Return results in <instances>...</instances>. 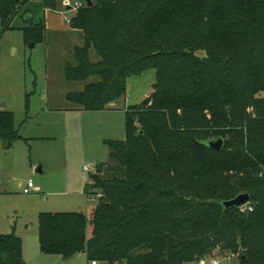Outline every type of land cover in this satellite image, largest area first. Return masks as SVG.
<instances>
[{
	"label": "trees",
	"instance_id": "1",
	"mask_svg": "<svg viewBox=\"0 0 264 264\" xmlns=\"http://www.w3.org/2000/svg\"><path fill=\"white\" fill-rule=\"evenodd\" d=\"M91 1L68 24L81 43L63 74L68 81L97 79L65 98L98 111L125 97L129 76L152 69L155 83L124 109L125 138L105 140L107 160L84 188L100 195L91 217L38 213L41 251L63 259L82 252L96 263L188 264L219 245L217 255L237 253L236 264H264V183L242 189L252 210L222 206L241 193L223 184L225 176L264 167V127L248 123L243 135L225 126L237 123L224 112L256 102L264 115V96H255L264 91V0ZM28 3L0 0L2 28ZM38 3L58 8L56 0ZM21 13L25 42L43 41V18ZM205 123L222 139L220 151L194 130ZM19 139L13 112L0 110L2 149ZM0 264H25L14 231L0 234Z\"/></svg>",
	"mask_w": 264,
	"mask_h": 264
},
{
	"label": "rangeland",
	"instance_id": "2",
	"mask_svg": "<svg viewBox=\"0 0 264 264\" xmlns=\"http://www.w3.org/2000/svg\"><path fill=\"white\" fill-rule=\"evenodd\" d=\"M25 8L33 13L34 21L43 18L38 1L21 8L8 28H2L0 18V108L13 112L21 137L8 150L4 151L0 145V234L14 231L21 239L25 264H90L82 252L69 259L43 253L37 243L38 212L81 211L91 217L95 197L83 195L82 188L89 183V175L96 174V165L107 160L105 140L125 138L123 109L139 104L153 91L155 72L147 69L128 77L125 97L113 102L118 110L79 111L65 99L66 93L80 91L84 83L97 78L65 80V63L75 64L71 49L81 43L65 26L68 23L64 18L72 13L59 12V24L47 28L45 39L31 47L20 28L24 25L21 12ZM255 96H264V91ZM224 112L231 123H237L225 126L243 131V135L247 133L248 123H252V129L264 127V115L256 102L246 103L241 109L237 105L228 106ZM194 130L204 139L216 140L211 124ZM87 164L89 171L84 170ZM224 178L226 187L247 192L242 189L252 181L264 183V167L239 177ZM28 181L34 187L26 194L22 188ZM218 246L208 257H219L220 264H236L237 258L217 255Z\"/></svg>",
	"mask_w": 264,
	"mask_h": 264
},
{
	"label": "built area",
	"instance_id": "3",
	"mask_svg": "<svg viewBox=\"0 0 264 264\" xmlns=\"http://www.w3.org/2000/svg\"><path fill=\"white\" fill-rule=\"evenodd\" d=\"M32 2L33 1H39V0H31ZM58 2V9L57 12H71L72 15L71 16H67L65 17V21L69 24L70 21H71V17L76 14L79 10L80 7L82 6H85L86 3H85V0H76L74 3H71L70 0H56ZM84 170L85 171H89L90 170V166L87 164V165H84ZM34 185L33 183H31L30 181H28L26 183V185L22 188V192L23 193H30L33 189ZM99 194L97 195H94L95 197V202H97V198H99ZM241 211H246V210H252L251 207L248 205V203H245L243 205L240 206L239 208ZM226 257H232V258H238V254L237 253H226L225 255ZM224 257V258H226ZM205 259H207L208 262L205 261ZM91 264H97L95 261H91ZM188 264H220V258L219 257H216V256H210L209 258H197L195 259V261H192Z\"/></svg>",
	"mask_w": 264,
	"mask_h": 264
},
{
	"label": "crops",
	"instance_id": "4",
	"mask_svg": "<svg viewBox=\"0 0 264 264\" xmlns=\"http://www.w3.org/2000/svg\"><path fill=\"white\" fill-rule=\"evenodd\" d=\"M58 7H59V5H58ZM25 9H27L28 10V12H30V13H32L28 8H25ZM56 9H58V8H56ZM56 9H51V8H48V9H44L43 10V12H44V15H43V20H44V25H45V28H46V30H47V28H50V27H56L58 24H59V21H57V18H58V13L59 12H57V10ZM33 14V13H32ZM66 27H69V29H70V31L72 32V33H74L75 35H76V37H79V32L78 31H76V30H74V29H72L69 25H65ZM46 33V32H45ZM45 39V38H44ZM80 40V39H79ZM78 43V42H77ZM85 84V83H84ZM84 84L82 85V87L84 86ZM82 87H81V90H82ZM80 90V91H81ZM69 92H71V91H69ZM68 93V92H67ZM66 93V94H67ZM66 97V96H65ZM66 99V98H65ZM67 100V99H66ZM68 101V100H67ZM114 104V105H113ZM113 104H110L106 109H104V110H98V111H93V112H104V111H108V110H118L117 108H116V106H115V103H113ZM3 105V104H2ZM73 105H75V104H73ZM1 107H3V106H1ZM4 109H7V108H4ZM3 108H0V110H4ZM77 110H79V111H82L81 109H79V108H76ZM125 109V108H124ZM124 109H123V113H124ZM8 110H10V109H8ZM11 111V110H10ZM124 119V118H123ZM124 123H125V121H124ZM18 129H19V131H20V128L18 127ZM40 170V169H39ZM27 183V182H26ZM87 183H85L84 184V187L82 188V193H83V195H86L85 194V192H84V188H85V185H86ZM25 186V185H24ZM23 186V187H24ZM39 212H41V211H39ZM38 212V213H39ZM47 212V211H46ZM49 212V211H48ZM79 212H81V211H79ZM37 243H38V233H37ZM21 246H22V244H21ZM76 255V254H75ZM22 257H23V246H22ZM90 264H91V262H90Z\"/></svg>",
	"mask_w": 264,
	"mask_h": 264
},
{
	"label": "water",
	"instance_id": "5",
	"mask_svg": "<svg viewBox=\"0 0 264 264\" xmlns=\"http://www.w3.org/2000/svg\"><path fill=\"white\" fill-rule=\"evenodd\" d=\"M86 6L90 7L92 6V1L91 0H85ZM34 44L31 43V47H33ZM206 145H208L210 148H213L215 151H220L222 148V139L217 138L215 141L209 140L207 141ZM249 201V194L247 192H241L239 195L236 197L229 199V200H224L222 202V206L225 207H231L235 206L238 209L240 208L241 205L247 203Z\"/></svg>",
	"mask_w": 264,
	"mask_h": 264
}]
</instances>
